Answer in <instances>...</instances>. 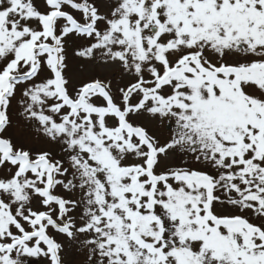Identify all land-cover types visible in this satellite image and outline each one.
I'll return each instance as SVG.
<instances>
[{
	"label": "snow or ice",
	"instance_id": "1",
	"mask_svg": "<svg viewBox=\"0 0 264 264\" xmlns=\"http://www.w3.org/2000/svg\"><path fill=\"white\" fill-rule=\"evenodd\" d=\"M0 264H264V0H0Z\"/></svg>",
	"mask_w": 264,
	"mask_h": 264
}]
</instances>
